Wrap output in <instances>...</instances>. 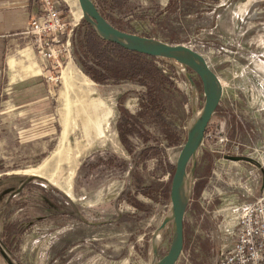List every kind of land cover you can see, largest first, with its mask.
Returning <instances> with one entry per match:
<instances>
[{
  "label": "rangeland",
  "instance_id": "rangeland-1",
  "mask_svg": "<svg viewBox=\"0 0 264 264\" xmlns=\"http://www.w3.org/2000/svg\"><path fill=\"white\" fill-rule=\"evenodd\" d=\"M57 1L70 30L76 25L70 36L71 58H61L62 67H51L47 73L52 78L48 83L52 114L44 121L38 113L31 130L43 134L21 135L13 127L18 113L13 105L5 116L10 123L0 126V181L33 177L23 194L28 197L26 206L5 223L0 219V235L15 264H150L152 238L170 211L172 177L193 120L194 102L197 113L205 104L201 80L192 72L198 86L195 96L191 83L170 61L149 58L155 75L168 82L156 84L147 78L143 85L138 77L96 83L77 61L74 39L83 20L79 2ZM93 1L107 20L115 22L114 9ZM186 1V12L191 11L193 18H182V26L174 27L173 0H159L162 9L157 12L149 10V0H134L132 12L124 18V32L188 46L207 59L219 79L229 77L230 86L198 154L185 215L184 249L176 263L219 264L223 250L233 244L239 210L264 185V101L238 102L244 75L247 84L253 79L236 66L251 63L259 65L256 71L264 70V0H209L200 6ZM29 52H25L28 64L35 63ZM115 61L124 68L132 65L128 58ZM258 74L263 80L264 72ZM153 96L161 109L159 119L152 116L155 112L146 113ZM92 102L102 103L109 116L102 125L105 137L91 140L81 115ZM137 109L133 116L130 111ZM138 113L147 114L144 123L136 121L142 130L130 120ZM152 118L164 122L179 142L170 145L162 125ZM124 119L134 125L135 132L126 138L131 151L119 128ZM222 137L228 138L229 148L244 144L248 152L224 157L219 153ZM74 159L72 166L68 162ZM13 235L17 237L11 242ZM172 237L170 223L162 235L161 258ZM0 264H7L1 255Z\"/></svg>",
  "mask_w": 264,
  "mask_h": 264
},
{
  "label": "crops",
  "instance_id": "crops-1",
  "mask_svg": "<svg viewBox=\"0 0 264 264\" xmlns=\"http://www.w3.org/2000/svg\"><path fill=\"white\" fill-rule=\"evenodd\" d=\"M97 1L100 6L115 10L111 16L115 22L108 20L109 23L121 31H126L124 18L132 12L131 3L134 0ZM149 1L151 3L150 11L153 12L154 10L157 12V9L159 11L162 9L159 0ZM186 2V0H173L171 16L174 27L182 26V18H193L191 11L189 13L186 12ZM208 2L209 0H191L190 4L200 6L207 5ZM59 9L62 13V9L60 7ZM43 17V4L40 0H0V126L10 123V117L6 118L5 116L11 112L9 105H13V110L18 111L15 114L16 117L12 119L13 127L20 131L21 133H19L23 136L28 133L29 137L43 134L39 131H31L36 124L35 121L39 119L37 114L41 113L40 120L44 121H47L52 114L51 85L46 80L51 64L48 63L49 65H47L43 59L38 57L34 50L29 47L28 39L20 36V34L26 29L30 21L34 19L42 20ZM24 45L28 46V48L22 49ZM27 49L30 51L28 55L36 60L35 63L31 62L32 64H28L31 60L25 54ZM236 66L243 73L248 72L251 74L253 79L250 84H247L248 81L245 82L247 79L244 75L243 91L237 96L238 102L245 104L256 100L264 101V79L262 80L263 76L258 74L259 72H264V70L256 71L255 69L259 68V65L256 66L251 63L237 64ZM220 81L223 87L222 97H224L230 86L229 77L227 76L226 79L221 78ZM138 111L139 109L136 112L134 110L130 112L134 116ZM133 116L130 120L142 130L136 121H143V117L139 116V113L136 118ZM46 131L45 127L44 132ZM1 134L5 135L4 132ZM245 148L246 145L242 144L240 152L246 153L247 150ZM242 161L240 160L239 162Z\"/></svg>",
  "mask_w": 264,
  "mask_h": 264
},
{
  "label": "water",
  "instance_id": "water-1",
  "mask_svg": "<svg viewBox=\"0 0 264 264\" xmlns=\"http://www.w3.org/2000/svg\"><path fill=\"white\" fill-rule=\"evenodd\" d=\"M78 2L83 13V19L103 41L117 44L131 52L170 61L186 76L192 85L195 96L198 92V86L192 78V72L197 74L201 80L205 104L200 115L196 118L197 101L194 102V122L189 126L187 139L181 149L172 177L170 190L172 212L167 215L152 238L150 264H176L184 249L185 215L191 200L198 154L204 142L208 124L216 113L223 95L221 81L208 64L207 59L198 51L185 45H173L159 39L121 31L109 23L93 0H78ZM32 179L33 177L26 178L28 181ZM170 223H173L172 243L168 253L161 258L159 251L162 235ZM158 234L161 236L160 241L157 240ZM2 254L5 255V252L2 251ZM9 264L14 263L10 261Z\"/></svg>",
  "mask_w": 264,
  "mask_h": 264
},
{
  "label": "built area",
  "instance_id": "built-area-1",
  "mask_svg": "<svg viewBox=\"0 0 264 264\" xmlns=\"http://www.w3.org/2000/svg\"><path fill=\"white\" fill-rule=\"evenodd\" d=\"M40 1L43 4V19L30 21L20 36L28 39L38 57L58 70L62 67L61 58H71L70 36L76 25L70 30L71 24L60 12L58 1ZM46 80L49 83L52 78L46 76ZM211 124H208L204 142L208 140L207 132ZM219 142L222 144L219 153L224 157L240 152L239 145L229 148L227 137H222ZM219 264H264V185L255 199L239 210L233 244L223 250Z\"/></svg>",
  "mask_w": 264,
  "mask_h": 264
},
{
  "label": "trees",
  "instance_id": "trees-1",
  "mask_svg": "<svg viewBox=\"0 0 264 264\" xmlns=\"http://www.w3.org/2000/svg\"><path fill=\"white\" fill-rule=\"evenodd\" d=\"M74 40V42L77 43L76 47L78 48V55L80 57H78L77 61L80 67L96 83L103 84L110 79L116 81L122 79L135 80L138 77L141 79H139L138 82L143 85L146 84L147 78L151 79V82L156 84L168 82V80L159 78L158 75H155L153 72L154 67L148 65L146 60L153 57L131 52L117 44L103 41L84 19L82 20V28L77 31L76 39ZM121 58L132 59L131 67L124 68L123 66H119L115 60ZM156 102L157 99L155 97L151 99L150 107L146 106V113L152 114L155 112L156 114H152V116L159 119L161 114L159 110L161 109L157 106ZM146 113H144V115L142 114L143 116L141 115V117L147 120ZM152 121L156 124L160 123L156 118H152ZM160 124L168 138L169 144H177L179 139L176 133L170 131L169 127L164 122ZM119 128L122 141L125 143L126 147H128V150L131 151L126 138L135 132L133 123L129 119H124L121 121ZM136 205L140 207L139 204Z\"/></svg>",
  "mask_w": 264,
  "mask_h": 264
},
{
  "label": "flooded vegetation",
  "instance_id": "flooded-vegetation-1",
  "mask_svg": "<svg viewBox=\"0 0 264 264\" xmlns=\"http://www.w3.org/2000/svg\"><path fill=\"white\" fill-rule=\"evenodd\" d=\"M27 187L28 181L26 179H20L19 177H9L5 181H0V219L3 218L2 223L10 220L13 215L18 211H22V208L26 206L28 197L23 194ZM51 210L52 208L50 207L48 211L50 212ZM44 212L46 213L47 209ZM16 237L17 235H13L10 241L12 242ZM7 248L8 242L4 241L2 235H0V255L7 264L10 261L14 263ZM2 251L5 252V255L2 254Z\"/></svg>",
  "mask_w": 264,
  "mask_h": 264
},
{
  "label": "bare ground",
  "instance_id": "bare-ground-1",
  "mask_svg": "<svg viewBox=\"0 0 264 264\" xmlns=\"http://www.w3.org/2000/svg\"><path fill=\"white\" fill-rule=\"evenodd\" d=\"M179 67L182 69L181 66H179ZM108 114H107V112L105 113L103 111L102 103L92 102V103H89L85 106V111L81 115V118H82L83 129H84L85 135L87 136L88 139L92 140L93 138L98 139V138L105 137V131L103 130L102 125H103L104 119L106 120V116ZM199 115H200V112H198L196 114V118ZM193 122H194V118H193V120L189 126H191L193 124ZM75 161H76V159H74L68 163L73 166L74 164H76ZM71 171H72V169H71ZM69 178L67 180V183H69ZM171 212H172V208L170 207L169 214ZM160 238H161V236H160V234H158L157 240L160 241Z\"/></svg>",
  "mask_w": 264,
  "mask_h": 264
}]
</instances>
